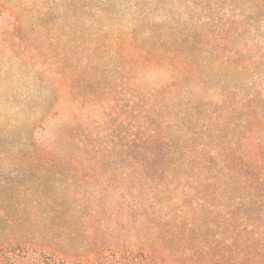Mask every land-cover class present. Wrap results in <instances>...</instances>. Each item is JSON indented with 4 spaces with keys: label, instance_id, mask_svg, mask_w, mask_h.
<instances>
[{
    "label": "rangeland",
    "instance_id": "1",
    "mask_svg": "<svg viewBox=\"0 0 264 264\" xmlns=\"http://www.w3.org/2000/svg\"><path fill=\"white\" fill-rule=\"evenodd\" d=\"M250 2L0 0V264H203L229 219L247 227L249 246H259L264 205L245 210L250 189L221 183L216 190L211 182L152 192L125 157L138 154L125 145L140 131L141 95L166 76L139 70L138 45L148 34H165L176 48H202V24L213 9L243 19L252 14ZM241 33L259 70L251 65L207 80L249 99L260 94L264 106V24L261 33ZM197 78L202 73L173 88L170 122L190 94L202 101ZM96 93L112 96L97 104ZM73 132L94 146L114 142L116 155L96 157L68 139ZM238 247L242 261L252 248Z\"/></svg>",
    "mask_w": 264,
    "mask_h": 264
},
{
    "label": "trees",
    "instance_id": "2",
    "mask_svg": "<svg viewBox=\"0 0 264 264\" xmlns=\"http://www.w3.org/2000/svg\"><path fill=\"white\" fill-rule=\"evenodd\" d=\"M250 3L252 14L243 19L239 15L226 16L221 6L213 9V16H208L202 24V48H176L165 34H148L138 45L134 59L139 70L166 72L147 95L140 93V131L135 140L126 137L125 146L128 150L137 148L138 154L135 157L129 151L125 157L133 160L134 168H130L145 177L150 191L164 192L181 184L197 190L195 187L203 188L211 182L208 188L217 190L223 183L244 192L250 189L249 196L242 201L247 212L253 213L247 209L249 204L264 205V194L259 193L264 187V140L259 138L264 131L262 95L256 96L261 97L257 100H253L254 96L249 99L235 86L207 80L211 74L226 73L232 77L246 72L251 65L255 66V72L261 67L252 56L250 45L240 43L243 30L261 33L263 28L264 0ZM200 73L202 79L197 78L196 84L202 86V101L197 100L201 95L190 94L188 101L177 104L180 110L175 114L178 116L170 122L172 106L167 103L173 99V88L179 87L181 82H190L191 77ZM93 96L98 104L99 98L112 95L96 93ZM93 96L88 99L90 102ZM209 96L211 100L206 101ZM68 139L83 142L102 160L116 155L118 147L114 142L108 143L106 148L102 144L94 146L87 139L82 140L77 132ZM231 220L219 227L223 238L219 249L202 257V263L264 264V230L258 229L259 246H249L251 238L247 227L234 226ZM238 244L247 250L252 248L242 261L237 255L244 250Z\"/></svg>",
    "mask_w": 264,
    "mask_h": 264
}]
</instances>
